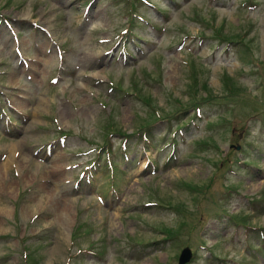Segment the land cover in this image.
I'll list each match as a JSON object with an SVG mask.
<instances>
[{"label": "rangeland", "instance_id": "rangeland-1", "mask_svg": "<svg viewBox=\"0 0 264 264\" xmlns=\"http://www.w3.org/2000/svg\"><path fill=\"white\" fill-rule=\"evenodd\" d=\"M150 1L122 61L105 42L126 0H0V264H24L23 236L35 264H64L81 224L70 264H177L186 245L190 264H264L260 231L231 222L264 226V0ZM110 120L115 162L76 188Z\"/></svg>", "mask_w": 264, "mask_h": 264}, {"label": "water", "instance_id": "water-1", "mask_svg": "<svg viewBox=\"0 0 264 264\" xmlns=\"http://www.w3.org/2000/svg\"><path fill=\"white\" fill-rule=\"evenodd\" d=\"M187 258H188V252L184 250L180 257L179 263L182 264L183 262H185V260H187Z\"/></svg>", "mask_w": 264, "mask_h": 264}, {"label": "bare ground", "instance_id": "bare-ground-1", "mask_svg": "<svg viewBox=\"0 0 264 264\" xmlns=\"http://www.w3.org/2000/svg\"><path fill=\"white\" fill-rule=\"evenodd\" d=\"M50 195V194H49ZM1 223V222H0ZM1 225V224H0ZM1 229H2V227H1Z\"/></svg>", "mask_w": 264, "mask_h": 264}]
</instances>
